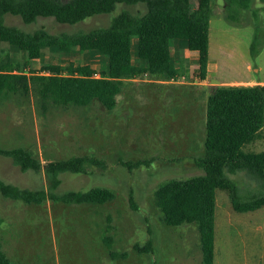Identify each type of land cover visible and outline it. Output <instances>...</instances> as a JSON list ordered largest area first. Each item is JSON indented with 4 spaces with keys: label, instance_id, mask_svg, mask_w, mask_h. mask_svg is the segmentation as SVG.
Wrapping results in <instances>:
<instances>
[{
    "label": "rangeland",
    "instance_id": "obj_1",
    "mask_svg": "<svg viewBox=\"0 0 264 264\" xmlns=\"http://www.w3.org/2000/svg\"><path fill=\"white\" fill-rule=\"evenodd\" d=\"M223 5L224 0H212L205 84L200 83L197 60L190 58L186 48L187 56L181 59L174 77L165 79L148 72L122 76V89L111 110L97 100L86 106L52 104L43 108L32 91L29 95H1L0 146L27 148L42 164L94 154L104 161V167L90 166L88 173H60L58 192L95 186L114 191V198L103 204L71 205L50 199L26 203L0 194V245L13 263L201 264L195 225H166L153 203V192L163 180L203 173L196 159L204 148L206 97L216 85L264 84V0H251L249 8L240 11L242 24L226 19ZM123 7L121 4L110 14H96L72 25L51 17H37L31 23L11 14L4 19L26 31L44 27L54 33L76 32L106 26ZM129 9L144 10L142 5ZM254 41L256 53L251 52ZM131 48L133 63L143 64L135 54V45ZM172 52V59L179 61L177 46ZM26 57V52L0 39V67L5 65L6 70L32 74L50 63L65 67L69 62L107 70L104 55L78 48L65 53L57 47H43L40 58L27 64ZM243 150H264V124ZM228 175L243 195L264 192V181L246 171ZM0 178L24 187L44 184L42 172L21 171L9 157L0 156ZM216 204L214 264H264V206L235 211L222 189H216ZM107 225L112 249L126 253L124 257L108 255L102 241ZM149 237L151 251L134 248Z\"/></svg>",
    "mask_w": 264,
    "mask_h": 264
},
{
    "label": "trees",
    "instance_id": "obj_2",
    "mask_svg": "<svg viewBox=\"0 0 264 264\" xmlns=\"http://www.w3.org/2000/svg\"><path fill=\"white\" fill-rule=\"evenodd\" d=\"M251 0H224L223 15L230 22L241 23L240 11ZM125 5L106 26L76 32H50L44 27L26 31L5 22V15L19 16L24 23L37 17H51L58 23L76 24L96 14H110ZM212 0H0V39L26 52V64L39 59L43 47H57L62 52L73 48L94 51L107 59V70L88 63L69 62L42 66L39 73L6 70L0 67V97L3 93L29 95L33 92L41 107L86 106L93 100L111 110L122 89V76L148 72L160 78L174 77L178 68L171 61L172 39H182L189 50H195L197 74L207 77L209 59V21ZM142 5L144 10L129 7ZM255 41L251 52L256 53ZM131 45L143 64L133 63ZM28 60V61H27ZM264 124V84L216 85L205 103L203 153L196 162L203 173L187 178H169L153 192V203L166 225L194 224L199 234L201 264H214L216 189L225 190L231 207L238 212L264 206V192L241 194L237 182L228 173L246 171L264 181V150L244 151L243 147L258 135ZM0 156L9 157L21 171L42 172L44 184L24 187L0 178V194L4 198L40 204L50 199L64 204H103L114 198L108 187L58 192L60 173H88V167H104L94 154L72 155L50 159L42 164L27 148L0 146ZM132 207L133 194L130 192ZM107 225L102 241L112 259L126 253L112 249L113 238ZM143 253L152 250L149 237L143 244H134ZM0 264L13 263L1 249Z\"/></svg>",
    "mask_w": 264,
    "mask_h": 264
},
{
    "label": "crops",
    "instance_id": "obj_3",
    "mask_svg": "<svg viewBox=\"0 0 264 264\" xmlns=\"http://www.w3.org/2000/svg\"><path fill=\"white\" fill-rule=\"evenodd\" d=\"M181 41V44H178V41ZM174 44H175V46H174ZM177 46V50H178V58L180 59L179 61H174L173 59H172V57H173V52H172V48L174 47V49H175V47ZM186 44H185V42L182 40V39H172L171 40V43H170V50H171V61H172V63L175 65V67H177V68H179V65H180V63H182V60L184 59V57L183 56H187V55H185L184 54V52H183V50L184 51H186ZM189 54V56H190V58H192V59H195V60H197V57H198V53H197V51H195V50H190V53H188ZM174 58H176V57H174ZM183 58V59H182ZM182 59V60H181ZM179 62V63H178ZM207 77H209V74H208V71H209V67H207ZM206 77V78H207ZM205 80V79H204ZM204 80H200V83H202V84H205V82H204ZM209 80H211V78H209ZM157 81H159V80H157ZM221 83H225V84H227V83H230V82H225V81H222ZM242 83H248V84H253V82H242ZM216 206H217V204H216V197H215V209H216ZM216 214V213H215ZM216 225V224H215ZM214 241H215V235H214ZM214 252H215V246H214ZM215 255V254H214Z\"/></svg>",
    "mask_w": 264,
    "mask_h": 264
},
{
    "label": "water",
    "instance_id": "obj_4",
    "mask_svg": "<svg viewBox=\"0 0 264 264\" xmlns=\"http://www.w3.org/2000/svg\"><path fill=\"white\" fill-rule=\"evenodd\" d=\"M214 79H212V81H213ZM217 81V80H216Z\"/></svg>",
    "mask_w": 264,
    "mask_h": 264
}]
</instances>
